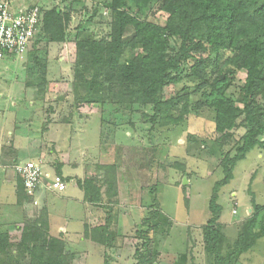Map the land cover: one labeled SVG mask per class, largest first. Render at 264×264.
<instances>
[{"label":"rangeland","instance_id":"obj_1","mask_svg":"<svg viewBox=\"0 0 264 264\" xmlns=\"http://www.w3.org/2000/svg\"><path fill=\"white\" fill-rule=\"evenodd\" d=\"M13 1L38 4L43 11L58 8L71 16L63 41H51L42 33V21L25 54L0 59V155L9 148L6 143L12 142L10 133L17 121L24 126L15 133L32 138L31 149L40 151L44 164L57 166L56 172L64 162L85 167L74 180L67 176L71 182L61 193L70 203L58 198L53 206L60 216L56 223L68 224L74 238L61 244L60 260L63 264H191L183 257L193 244L196 253L192 264H207L205 257L202 259V227L210 217L209 200L216 182L224 177L223 154H235L246 128L239 125L230 136L217 132L214 112L207 108L192 113L180 125L153 126L143 117L145 107L126 102L119 84L89 87L90 71L83 73L77 67L80 42L110 39L111 15L106 0ZM154 18L164 23L166 15L160 11ZM129 53L127 47L124 56ZM238 76L241 82L245 71ZM198 82L188 78L171 85L166 95L181 90L184 84L192 90ZM192 94L188 96L191 103L199 97V93ZM25 148L21 159L37 161L38 154L27 145ZM89 171L93 173L89 175ZM64 172H72L68 164ZM233 174L218 194L223 208L219 223L227 246L236 241L253 213V202L264 204V148L250 150L238 161ZM90 178L101 187V202L88 201L95 216L80 220L76 207L81 191L75 185ZM153 186L158 207L152 206ZM7 191L8 199L14 197L11 186ZM38 199L37 205L28 207L33 215L44 205ZM155 208L159 214L151 220ZM23 209L15 210L9 204L0 207V264H26L32 259V244L28 237L22 238L27 225ZM147 218L150 221L143 225ZM258 224L263 232L264 211ZM105 225L110 244L93 245L86 236V226L91 230ZM21 241L29 247H22ZM237 264H264V234Z\"/></svg>","mask_w":264,"mask_h":264},{"label":"trees","instance_id":"obj_2","mask_svg":"<svg viewBox=\"0 0 264 264\" xmlns=\"http://www.w3.org/2000/svg\"><path fill=\"white\" fill-rule=\"evenodd\" d=\"M105 3L111 15L110 39L80 42L77 67L83 73L90 71L89 87L119 84L127 96L126 102L145 107L143 117L153 126H177L192 113L207 108L214 112L217 132L230 136L237 126L246 128L235 154H223L224 177L213 188L210 217L202 227L207 264H237L239 257L264 233L258 224L264 204L253 202V213L244 222L236 241L227 246L219 223L223 208L218 194L234 178L238 161L250 150L264 148V0H106ZM160 11L166 15L164 23L154 18ZM70 20V14L58 8L44 11L42 33L51 41H63ZM127 47L130 53L124 56ZM241 71L246 76L240 82ZM188 78L199 82L192 90L184 84L167 97L171 85ZM192 93H199L193 103L188 98ZM57 173L61 174L60 170ZM19 184V203L27 201L31 205V197L20 179ZM79 186L87 201L101 202V187L95 179L79 182ZM155 191L153 186L152 206L158 207ZM44 212L42 208L38 213L41 215L25 220L22 238H29L33 251L31 261L25 263L63 264L61 241H43L38 248L35 246L40 241L38 223L44 221ZM158 214L155 208L151 220ZM149 221L147 218L143 225ZM86 230V236L94 242L110 244L106 238L108 225L94 226L91 230L86 226ZM19 244L29 247L25 241ZM190 250L188 247V254L183 257L186 262L195 257Z\"/></svg>","mask_w":264,"mask_h":264},{"label":"crops","instance_id":"obj_3","mask_svg":"<svg viewBox=\"0 0 264 264\" xmlns=\"http://www.w3.org/2000/svg\"><path fill=\"white\" fill-rule=\"evenodd\" d=\"M24 125H20L17 123L15 124V129L14 132L11 131L10 135L12 137V142H7L6 144L9 143V148H7L6 151H2V154L0 155V204L3 203L4 205H0V207H5L7 204H9L11 207H15V210L17 208L18 209H23L24 206L27 208L23 209L24 212L22 213V217L25 220L24 215L27 218L32 217V215L34 214V212H30L28 210V205H27V201H23L20 202L18 201V196H19V192H20V188H19V178L16 176L15 171H14V165L19 162V161H23L21 159V155H22V151L23 152H27L25 145L29 146V148L31 149L32 145L29 144V142H32V138L28 135V134H16L15 130L17 128H21ZM3 142H5V140L1 139ZM35 147V146H34ZM31 150H34L37 154H38V159L37 162H41L44 165V168L47 170H54L56 171V167H52V166H47L46 164H44L43 159H39L40 157V151L37 152V148H33ZM30 161V160H28ZM36 161V160H35ZM62 162H64V160H61ZM25 162V161H24ZM68 164V167H71L72 172L71 173H65L64 172V166ZM58 170H60L61 174L63 176H65L67 178V176H72L73 178H71L72 180H74L76 178V176H79L78 173H82L83 171H85V167H83V165H72L69 164L68 162H64L62 164V166H59ZM93 173L92 171H89V175ZM95 173V172H94ZM76 175V176H75ZM80 178V177H79ZM68 179V178H67ZM71 179H68L69 182H71ZM73 184V183H72ZM75 185V184H73ZM8 186H11V191L14 192V197H12L11 199H8L10 197V191H7ZM76 187H78L81 191V196L77 197V210L80 212V220L81 218L83 220H88L91 218V216H95L94 214V210H91V208H93V205H90L88 203V201L85 199V192L84 190L79 186V184L77 183L75 185ZM68 188V187H67ZM38 196L42 199L43 202V210H45V212L43 213V218L42 220H44L43 222H39L38 226L41 227V229H38V233L40 234V240L49 241V243L51 241H53L54 239L57 241H61L64 245L68 244L69 242H71L72 240H74V238H72V235H70V231L68 228V224H61L59 222L56 223V220L60 218L59 213H57V210L55 208H53V206L56 204V200L58 198L61 199H65V203L66 205H68L70 202L67 201V198L64 197V195H62V193H55L52 191H49L47 189L41 188L39 190ZM11 202V204H10ZM6 203V204H5ZM22 206V207H21ZM31 206V205H30ZM56 206V205H55ZM93 211V212H92ZM92 212V213H91ZM38 214L36 213V217ZM62 216V215H61ZM34 217V215H33ZM32 217V218H33ZM35 217V218H36ZM39 218V217H38ZM85 224H83L84 226ZM80 234V233H79ZM264 234V233H263ZM262 235V234H261ZM260 235V236H261ZM50 239V240H49ZM260 239V237H259ZM90 242L93 245H97L100 243L94 242L93 240H90ZM188 247L191 248L190 252L193 251V256L195 255V246L192 244H190ZM195 252V253H194ZM204 253V251H203ZM204 254H203V258L204 259ZM190 262H195V257H193V259H190ZM191 263V264H192Z\"/></svg>","mask_w":264,"mask_h":264},{"label":"built area","instance_id":"obj_4","mask_svg":"<svg viewBox=\"0 0 264 264\" xmlns=\"http://www.w3.org/2000/svg\"><path fill=\"white\" fill-rule=\"evenodd\" d=\"M43 17L44 11L38 4L18 5L13 0H0V59L25 54ZM14 171L34 205L39 203L41 188L61 193L70 183L65 176L45 169L37 161H19L14 165Z\"/></svg>","mask_w":264,"mask_h":264},{"label":"water","instance_id":"obj_5","mask_svg":"<svg viewBox=\"0 0 264 264\" xmlns=\"http://www.w3.org/2000/svg\"><path fill=\"white\" fill-rule=\"evenodd\" d=\"M186 182H187V179H186V178H184V183H183V184H186Z\"/></svg>","mask_w":264,"mask_h":264}]
</instances>
